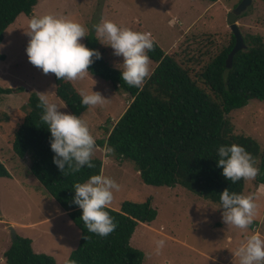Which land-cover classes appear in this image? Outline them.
<instances>
[{"label": "rangeland", "instance_id": "obj_1", "mask_svg": "<svg viewBox=\"0 0 264 264\" xmlns=\"http://www.w3.org/2000/svg\"><path fill=\"white\" fill-rule=\"evenodd\" d=\"M239 1L167 0L162 4L161 0H38L32 14H19L4 30L0 42V88L13 91L0 92V161L4 164V159L11 168L18 166L13 175H20L22 183L15 177H0V264H6L3 252L17 235L30 237L33 250L52 256L57 264H65L80 237V230L68 215L58 214L61 212L58 203L30 173L29 156L19 157L11 148L14 129L29 110L27 100L31 92H44L50 102L64 104L55 94V75H45L29 62L26 53L29 20L45 14L67 17L82 24L87 35L96 38L93 26L103 20L134 31L151 32L164 52L187 68L192 79H198L208 58L228 43L231 37L228 14ZM174 17L178 22L170 26ZM236 23L243 35L259 34L264 40V0H251L237 16ZM84 39L80 41L83 44ZM98 45L103 58L120 69L123 57L114 55L110 45L99 40ZM155 65L150 59V73ZM71 83L78 92L98 91L108 99L104 106H88L79 117L95 138L93 157L102 161L101 174L120 185L118 192L114 190L109 207L118 210L125 200L144 202L150 198L156 210L151 222L138 223L129 242L143 252L142 264H218L213 260L229 259L251 234L259 233L264 238V184L259 186L255 179L244 180L242 195H253L257 205L254 222L247 229L228 227L222 220L221 204L178 184L173 187L146 184L132 161L118 158L115 153L105 154V145H100V141L125 111L131 100L129 93L113 89L109 81L90 73ZM197 83L205 87L200 79ZM59 111L71 114L67 106ZM227 117L234 133L253 137L264 150V101L251 99ZM28 178L36 183L26 182ZM156 239L166 241L160 255L154 252ZM238 262L235 259L230 264Z\"/></svg>", "mask_w": 264, "mask_h": 264}, {"label": "trees", "instance_id": "obj_2", "mask_svg": "<svg viewBox=\"0 0 264 264\" xmlns=\"http://www.w3.org/2000/svg\"><path fill=\"white\" fill-rule=\"evenodd\" d=\"M37 2L0 0V42L4 30L16 17L21 13L32 14ZM242 36L245 48L237 51L231 61L227 58L235 42L232 32L228 43L202 66L198 79L205 87L198 85V79H192L189 70L154 41V50L147 55L156 65L141 89L129 87L122 80L121 69L103 58L96 36L87 35L84 44L98 50L102 57L94 59L89 73L131 96L100 145L107 144L114 148L118 158L132 161L146 184L169 187L178 184L221 204L220 193L225 188L230 193L243 192L244 180L236 183L226 180L222 168L217 166L218 147L235 143L254 157L259 168L255 182L264 183V150L253 137L234 133L227 117L251 99L264 101V40L259 34ZM11 91L12 88H0V92ZM55 94L71 114L79 116L88 108L81 104V96L73 84L56 76ZM38 103L37 93L31 92L27 100L29 110L14 129L11 148L19 157L29 156L30 173L80 230L77 246L66 260H74L76 264H142L143 252L129 242L138 223L155 218L157 213L151 199L125 200L118 210L105 209L117 224L107 237L88 232L80 219L82 209L73 203V186L86 182L91 175L101 174L102 161L93 157L94 168L85 166L75 174L63 175L53 162L51 132L41 121L43 109ZM0 177H10L1 161ZM3 258L6 264H57L52 256L35 252L31 238L19 235L3 252Z\"/></svg>", "mask_w": 264, "mask_h": 264}, {"label": "clouds", "instance_id": "obj_3", "mask_svg": "<svg viewBox=\"0 0 264 264\" xmlns=\"http://www.w3.org/2000/svg\"><path fill=\"white\" fill-rule=\"evenodd\" d=\"M166 2L161 0L162 4ZM177 22L174 17L169 25L174 26ZM93 27L97 39L110 45L114 55L123 57V63L118 65L122 80L129 87L142 89L150 77V58L147 52L154 50L151 32L134 31L110 20H103ZM26 33L30 37L26 48L29 62L45 75L52 73L59 80H83L89 75V67L94 59L102 58L98 50L90 49L80 42L87 36L85 27L67 17L51 14L33 16L28 22ZM36 93L39 100L37 106L43 109L41 121L51 132L50 146L55 153L54 164L63 175L75 174L85 166L94 168L92 158L96 143L87 123L79 116L59 111L66 104L57 105L50 102L44 92ZM79 95L81 104L86 106H104L108 102L98 91L89 94L81 89ZM104 152L111 155L114 148L105 144ZM217 154V166L222 168L224 178L232 183L254 180L259 174L256 160L241 145H221ZM73 187V203L82 209L80 219L88 232L107 237L115 231L117 224L105 209L111 205L114 190L118 192L120 185L108 176L95 174L84 183H75ZM220 202L224 209L222 220L228 227L247 229L254 222L257 205L253 195L230 193L225 188L220 193ZM153 243L155 254L160 255L165 239H156ZM234 256L239 257V264H264V238L259 233L251 234L241 242ZM65 264L76 262L66 260Z\"/></svg>", "mask_w": 264, "mask_h": 264}, {"label": "water", "instance_id": "obj_4", "mask_svg": "<svg viewBox=\"0 0 264 264\" xmlns=\"http://www.w3.org/2000/svg\"><path fill=\"white\" fill-rule=\"evenodd\" d=\"M251 0H241L236 6L235 8H233V10L231 12H229L228 14V19L227 22L230 26V30L232 32V34L235 37V42H234V46L231 50V52L229 53V56L227 58L228 61H231L233 55L239 51L245 48V44L243 41V36L241 34V31L236 23V19L237 16L242 13L247 6L250 4ZM12 232H14L12 230ZM16 237V236H15Z\"/></svg>", "mask_w": 264, "mask_h": 264}, {"label": "crops", "instance_id": "obj_5", "mask_svg": "<svg viewBox=\"0 0 264 264\" xmlns=\"http://www.w3.org/2000/svg\"><path fill=\"white\" fill-rule=\"evenodd\" d=\"M2 161H4V165H5V167L7 168V170L9 171V173H10V177H6V178H9V179H13L15 176L13 175V174H15V170L18 168V166H14V168H11V166L8 164V162L7 163H5L6 161L4 160V159H2ZM13 169H14V171H13ZM15 179L16 180H18L19 182H21L22 183V181H21V176L20 175H18V176H16L15 177ZM28 181H32L33 183H36V182H34V180L32 179V178H28L27 179V181L26 182H28ZM262 184H264V183H260L259 184V186L260 185H262ZM258 190V189H257ZM60 207V206H59ZM60 210H61V212H59L58 214H60V216H64V215H68L67 214V212H65L61 207H60ZM57 214V215H58ZM70 218V217H69ZM72 221V220H71ZM73 222V221H72ZM31 224H33V223H31ZM74 224V223H73ZM25 225H28V224H25ZM75 225V224H74ZM76 226V225H75ZM22 227H24V224H22ZM77 227V226H76ZM78 228V227H77ZM72 229V228H71ZM79 229V228H78ZM72 230H74V228L72 229ZM74 231H76V230H74ZM80 236V235H79ZM24 237H28V236H24ZM30 238V237H29ZM226 239H230V236H227V238ZM72 240L74 241V243H75V241H76V235H75V240L72 238ZM78 240H79V238H78ZM32 244H33V240H32ZM6 250V249H5ZM236 251V250H235ZM4 259V258H3ZM235 259H238V261H239V257H235L234 256V252L232 253V255L229 257V259H227V260H219V259H214L213 261L214 262H217L218 264H230L232 261H234ZM5 262V261H4ZM239 263V262H238Z\"/></svg>", "mask_w": 264, "mask_h": 264}]
</instances>
